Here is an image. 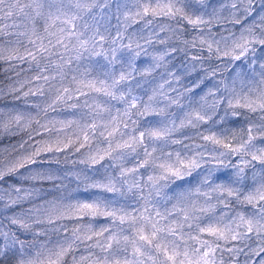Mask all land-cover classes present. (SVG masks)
Returning <instances> with one entry per match:
<instances>
[{
    "label": "clouds",
    "instance_id": "clouds-1",
    "mask_svg": "<svg viewBox=\"0 0 264 264\" xmlns=\"http://www.w3.org/2000/svg\"><path fill=\"white\" fill-rule=\"evenodd\" d=\"M0 264H264V0H0Z\"/></svg>",
    "mask_w": 264,
    "mask_h": 264
}]
</instances>
